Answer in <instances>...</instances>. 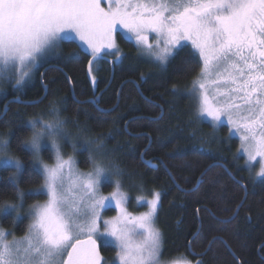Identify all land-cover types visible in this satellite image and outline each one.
I'll use <instances>...</instances> for the list:
<instances>
[{
    "label": "snow or ice",
    "instance_id": "1",
    "mask_svg": "<svg viewBox=\"0 0 264 264\" xmlns=\"http://www.w3.org/2000/svg\"><path fill=\"white\" fill-rule=\"evenodd\" d=\"M118 28L133 34L161 65L181 52H185V64L202 60L198 78L184 93L199 100L198 113L190 117L189 124L211 117L207 122L214 134L225 126L222 117H226L228 124L244 132L241 151L247 154L249 172L254 162H264V0H0V84H11L14 92H20L36 69L60 59L54 53L61 44L76 38L91 50L93 60L103 59L105 49L114 50L105 55H115ZM147 33L156 34L155 45L148 42ZM182 41L191 42L199 59ZM78 57L79 53H71L64 58ZM173 94L181 93L174 87ZM46 95L29 102L17 96L9 103H42ZM58 103L66 101L50 102L27 120L31 134L21 141L32 159L29 174L44 181L33 191L46 194L48 200L28 212L33 222L24 237L8 242L5 237L10 233L0 230V264H103L101 246L113 245L119 251L112 264H163L162 234L154 223L159 194L145 201L147 213L128 216L123 207L127 197L120 190L125 173L108 159L116 149H107L102 136L83 135L86 126L69 120L64 115L66 108L62 111ZM7 112L5 104L0 118ZM69 124L76 126L75 133ZM195 138L194 131L190 139ZM81 140L91 165L88 172L79 171L73 157L65 159L62 154L64 144L76 150ZM9 149V139L0 134V154H4L0 163L19 173L23 164L7 156ZM42 150L54 156V164L42 161ZM259 175L264 177V163ZM114 178L116 190L108 196L101 194V181L110 184ZM14 195L20 203L0 206V216L16 213L14 219L19 218L24 193L16 187ZM113 207L120 215L103 219L102 212ZM129 225L138 231L139 241L133 240Z\"/></svg>",
    "mask_w": 264,
    "mask_h": 264
},
{
    "label": "trees",
    "instance_id": "2",
    "mask_svg": "<svg viewBox=\"0 0 264 264\" xmlns=\"http://www.w3.org/2000/svg\"><path fill=\"white\" fill-rule=\"evenodd\" d=\"M116 42L120 61L111 64L107 57L113 55L102 54L106 58L98 59L92 67L95 88L87 74L90 55L77 48L76 42L61 44L60 59L45 63L20 92L6 84L0 95V112L5 104L8 112L0 118V134L9 139V151L20 159L23 168L14 175L12 167L0 166V206L17 201L16 187L24 193L25 204L44 198L43 193L27 192L41 187L43 178L29 174L32 159L21 141L30 135L29 118L50 102L64 100L66 103L58 106L62 111L66 108L64 115L69 120L86 126L83 135L102 136L107 149H116L108 159L123 169L122 179L131 193L138 187L158 192L156 225L162 234L163 259L264 264V178L254 180L247 171L236 140L226 136L224 126L213 134L208 122L189 124L193 105L184 93L199 73L200 61L185 64V52H181L159 66L142 56L119 32ZM71 53H79V57L64 58ZM174 87L181 94L174 95ZM45 93L42 103H9L17 96L25 102L39 101ZM69 128L76 132L75 125L69 124ZM194 131L193 140L190 134ZM76 148L79 163L87 167L86 149L78 142ZM48 152L42 150L47 161ZM147 159L154 166L148 165ZM14 217V213L0 216V226L15 235L24 234L26 216ZM101 250L106 259L115 254L113 246H102Z\"/></svg>",
    "mask_w": 264,
    "mask_h": 264
},
{
    "label": "rangeland",
    "instance_id": "3",
    "mask_svg": "<svg viewBox=\"0 0 264 264\" xmlns=\"http://www.w3.org/2000/svg\"><path fill=\"white\" fill-rule=\"evenodd\" d=\"M104 6H107L106 3H105ZM117 32L121 33V35L126 40L132 42L137 47L138 52L142 56H144L145 58H148V59H150L151 61L154 62V57L151 56V54L148 52V50L146 48H144L142 45H140V44L137 43L136 38H135V36L133 34L128 33L126 29H123L122 30V29H119V28L117 29L116 33ZM116 33L114 34L115 41H116ZM146 35L148 37V42L151 43V44H153V45H155V43H156V34L155 33H147ZM75 42L80 45V48L83 51L87 52L90 55L89 62L90 61H93V63L91 64V67H90L89 62H88V65H87V74H88L89 77H91L92 76L91 68L93 67L94 63H97L98 59L97 60H93V57L91 55V50L87 47V45H85L82 42H80L78 40V38H76ZM181 43L182 44L189 45L193 49V51H194L195 55L197 56V58L199 59V53H198V51L195 48L192 47L190 41H182ZM116 46H117L118 51H116L115 52V55H113V57H114L113 59H114L115 62L118 61L117 57L120 58V56H121V53H120V50L118 48L117 42H116ZM161 47H163V44L162 43H161ZM111 51H114V50L105 49V50L102 51L101 55L104 54V53H106V52H111ZM60 53H61V50L59 48V49H57L55 51L54 55H57L58 56V55H60ZM109 55H111V54H108V56ZM155 63H157L159 66H164V65L159 64L158 62H155ZM202 67H203V61L200 60V70H201ZM37 70L38 69L35 70L34 75H32L31 79L36 75ZM199 73H200V71H199ZM199 73L197 74V76L195 78H193L189 82L188 86L185 88L186 90H187L188 87L191 86L192 81L194 79H197L198 78ZM31 79L30 80H26L22 84L21 87H23L24 84L30 82ZM6 84L7 83L0 84V95H2L5 92V88L4 87H6ZM212 94H214V93H212ZM219 99H223V97H219ZM190 100L192 101L194 114L195 113H198L199 100L198 99H193V98H190ZM243 114L246 115V113H243ZM222 119L225 121L226 127H228L229 135H232V136H234V137L237 138V140H238V153L241 154L244 157L245 164H246V162H247V154L246 153H242V151H241V143H242L241 137L244 135L243 130L242 129L238 130L234 125L228 124L226 117H222ZM207 121H211V117H207ZM216 130H218V129H216ZM30 134H31V132H30ZM78 143L81 144L82 143V140L81 141H78ZM48 154L50 155V160L49 161H47L43 157V154H42V151H41V159H42V161L44 163L49 164V165L54 164L55 163L54 156H51L50 152H48ZM62 154L64 155V158L65 159H67L69 156H72L73 157V161H74V167L77 168V169H79V171H81V172H88L89 170H91V165L90 164H88L87 167H82L81 166V164L78 161L76 152H75V150H73V148L71 147L70 144H64L63 145V147H62ZM2 155H4V154H0V156H2ZM7 156L11 157L12 159H19L15 155H13L10 151H8ZM37 163H39V162H37ZM262 163H264V162H260L259 160L257 162H254L253 163V166H252V170H253L252 175H253L254 178H259V179H263L264 178V177H261L259 175V173L261 171ZM2 165L3 164L0 163V166H2ZM12 168H13V174L14 175L17 174L16 169L14 167H12ZM115 179L116 178L113 179V182L112 183L108 184V185H111L110 186L111 187L110 190H107V188L105 187L106 184L102 180L101 181V185H100V189H99L100 193L103 194V195H105V196H108V195H110V193H112L113 191H115L116 190L115 189ZM43 183H44V181H43ZM43 183H42V185H43ZM121 184L122 185H121V189L120 190L127 197V200L125 201V203L123 205L124 209L126 210L127 215L130 216V217H132V218H136V217L141 216L144 213H147L149 211V206L145 203V201L152 200L154 198L155 194H157V193L155 192V194L154 193H151V194L147 195L146 192L136 191L135 196L133 195L134 196L133 199L132 200H129V197H130L131 193H129L125 188H123L124 185H123L122 181H121ZM39 188H41V187H38L36 189H39ZM33 190H35V189H33ZM33 190H29L27 192L28 193H36ZM47 200H48V196L46 194H44V198L43 199L34 200V201L29 202V203H26V204L24 203V201H22V207L18 211H19V216H21V215L22 216H26V218H27V226H26L25 232L22 235H15V233L12 230H6V229H4V228H2L0 226V230H3L5 233H10V235H6V237H5L6 241L11 242L13 240H19L20 238L24 237L26 235V233H27V230H28L29 225L33 222V218L28 215V212L30 210H32V207L34 205H43ZM14 203H20V201L17 200L16 202H8L6 204H14ZM157 207H158V205H157ZM14 214H15V216L17 215L16 213H14ZM119 215H120V210L119 209H116L114 207L113 208H110V209H107V210H104L102 212L103 219H112V218H115V217H117ZM154 223H155V227L158 228L157 225H156V213H155V217H154ZM129 228L133 232V240L139 241L141 239V236L138 234V231L136 229H132V226L131 225H129ZM113 247L115 249V254L110 259L105 260V263L104 264H112V261L114 259H117V252L119 251V249H118V247H115L114 245H113ZM161 259H162L163 264H186V262H191V264H196V261H190L189 259H187L185 257L184 258L183 257H176V258L171 259V260H165V259H163L161 257Z\"/></svg>",
    "mask_w": 264,
    "mask_h": 264
},
{
    "label": "flooded vegetation",
    "instance_id": "4",
    "mask_svg": "<svg viewBox=\"0 0 264 264\" xmlns=\"http://www.w3.org/2000/svg\"><path fill=\"white\" fill-rule=\"evenodd\" d=\"M183 45H187V44H183ZM102 56V55H101ZM121 57V56H120ZM104 58H106V57H104ZM120 59V58H119ZM118 59V61H114V59L113 58H109V57H107V61L109 62V63H111L112 64V62H113V64H116V63H118L120 60ZM44 65V64H43ZM88 65V64H87ZM42 68V66L41 67H39L38 68V70L39 69H41ZM37 70V71H38ZM91 71H92V68H91ZM90 78V81H91V83H92V85H93V88H95L96 87V78L94 79V75H93V72H92V76L91 77H89ZM100 93V92H99ZM99 93H97V95L96 96H98L99 95ZM241 95H242V93H241ZM225 127V129H226V136L228 137V138H231V139H235L236 140V142H237V144H238V140H237V138L236 137H234V136H232V135H229V132H228V127H226V125L224 126ZM218 130H219V127L217 128ZM76 151V150H75ZM241 155V154H240ZM242 156V155H241ZM141 158H142V156H140ZM243 157V156H242ZM244 158V157H243ZM243 160H245V159H243ZM146 162H149L150 164H151V166L153 165L152 164V161L151 160H148L147 159V161ZM145 162V163H146ZM246 165V164H245ZM154 166V165H153ZM247 169V168H246ZM247 171L249 172V170L247 169ZM252 172H253V170L251 171V172H249L251 175H252ZM252 177H253V175H252ZM254 178V177H253ZM256 179H259V178H254V180H256ZM122 183H123V188H125L129 193H131L130 191V189H128L126 186H125V183H124V180L122 179ZM122 185V184H121ZM111 185H108V184H106L105 185V187L107 188V190H110V187ZM135 190V192H132L131 193V195H130V197H129V200H132L133 199V197L135 196V193H136V191H140V192H146L147 193V195H149V194H151V193H154L155 194V192L156 193H158L156 190H153V189H149V190H146V189H142L141 187H138V188H136V189H134ZM134 195V196H133ZM158 207H159V202H158ZM158 207H157V209H156V213H157V210H158ZM101 248H102V246H101ZM101 248H100V251H101V254H102V257H103V264L105 263V260H107L106 259V256L104 255V253L102 252V250H101ZM197 260H199V259H197Z\"/></svg>",
    "mask_w": 264,
    "mask_h": 264
},
{
    "label": "water",
    "instance_id": "5",
    "mask_svg": "<svg viewBox=\"0 0 264 264\" xmlns=\"http://www.w3.org/2000/svg\"><path fill=\"white\" fill-rule=\"evenodd\" d=\"M9 101H12V100H9ZM8 102V101H7ZM148 165H151L149 162H147ZM243 189H244V196H243V199L245 198V195H246V188L243 186ZM101 252V251H100ZM232 255L234 256V254L232 253ZM102 256V254H101ZM237 260V259H236ZM238 261V260H237Z\"/></svg>",
    "mask_w": 264,
    "mask_h": 264
},
{
    "label": "bare ground",
    "instance_id": "6",
    "mask_svg": "<svg viewBox=\"0 0 264 264\" xmlns=\"http://www.w3.org/2000/svg\"><path fill=\"white\" fill-rule=\"evenodd\" d=\"M117 64V63H116ZM142 81V80H141ZM44 152V151H43Z\"/></svg>",
    "mask_w": 264,
    "mask_h": 264
}]
</instances>
